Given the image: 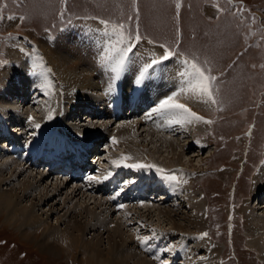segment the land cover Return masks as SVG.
Listing matches in <instances>:
<instances>
[{"label":"rangeland","instance_id":"1","mask_svg":"<svg viewBox=\"0 0 264 264\" xmlns=\"http://www.w3.org/2000/svg\"><path fill=\"white\" fill-rule=\"evenodd\" d=\"M234 1L244 3V11L241 14L236 12L234 7L225 0H135V5L133 0H66V3L63 4L61 0H0V59L1 61L5 60V65L0 66V81L5 79L7 65L13 63L10 62L11 60L18 61L19 58L27 56V53L22 56L18 54L14 46L15 40L12 39L8 42L7 34L13 33L22 35L28 40L31 39L33 42L26 44L30 47V55L34 57L37 48L55 51L58 37L63 33L70 34L69 31H58L59 27L74 23L77 29H83L79 24L93 23L91 20L93 16L107 18L113 23L126 21L127 25L138 28L142 38L139 42H134L136 54L144 50L151 56H158L156 53H159L160 56L162 50L156 44L159 41L176 46L178 53L190 59L197 58L201 63L207 61L206 66L211 68V74L216 77L214 85L218 89V92L215 93L218 106L214 109V105L207 103L204 108H197L198 112L195 111L197 114L203 116L206 114L208 115L207 119L214 122L212 124L204 123V131L200 130L194 136L181 129L180 124H176L179 127L177 131L182 133L181 138L178 137L179 140H191L193 137L191 143H183L187 146L180 150V152L184 151L180 158L182 164L176 166L175 172L177 171L178 179L186 184L195 198L192 201V208L190 205L183 206L180 208L182 212L174 217L175 221H178L177 223L184 224L181 227L185 231L179 232L176 229L170 231H175L174 233L179 238L183 236L188 241L195 239L193 233H198V230L200 233L207 232L205 238L216 245L214 256H221V261L220 257L219 261L217 259L218 264L221 262L223 264H264V258L259 255L257 243L253 244L256 240L253 242L255 237L250 233L246 219V212L250 211L249 207L257 200V197L255 199L252 194H254L258 168L263 164H259V161L264 162V67H262L264 65V0ZM177 2L180 4L179 9L176 7ZM62 11L63 15L61 16ZM8 17L14 18L9 19ZM128 17H132V19H128ZM91 29L98 31L95 26H92ZM48 37L49 39L52 37L53 41L48 42ZM22 40L25 41V39H19V42ZM135 58V63L138 64L139 59ZM174 60L178 61L177 58ZM17 63L15 62V64ZM25 107L23 110L34 108V104ZM33 108L30 109L34 111ZM102 108L105 107L102 106L100 109ZM81 117L83 118V116ZM81 117L74 116V120ZM93 117L95 123L100 121L98 126H92V122L85 126L86 124L82 125L83 121L79 124V119L77 122L75 121V125L79 124L82 131H85V127L88 126L94 131H96V127H101L104 129L102 132L104 136L107 133L115 134L117 131L115 125L111 126L113 122L110 123L107 117L103 116L102 120V117ZM151 122L154 124L153 120ZM249 122L255 123L254 129L251 130L250 135H246L245 128ZM118 123L126 126V129L128 128L129 124L126 125L124 121ZM165 130L167 128H160L156 125L151 127V135L143 133L144 140L139 139L140 136L138 138L131 136L133 142L136 140L139 147L138 152L143 144L147 150L149 148L156 156L159 155L161 161L168 162L171 157L176 158L180 147L170 146L168 141L158 138L160 132L164 136H168V138H164H171L170 130H168L169 133ZM82 131L81 133H85ZM164 132L166 133L164 134ZM133 133L135 132H132L131 135H135ZM85 137L88 140L90 136L85 134ZM174 137L176 138V136ZM203 140L210 144L202 151H196L197 142ZM170 147H173L174 151ZM114 149L122 150L123 148L116 142ZM195 153L198 155L195 156ZM127 163L132 164L130 160ZM37 171L44 173V169L39 167L32 168L31 173L36 176ZM189 171L194 172V176L190 179ZM137 172L140 175L142 171L138 170ZM175 172L173 170L171 174H175ZM50 175L53 174L46 173L41 176V184L52 182L54 177L51 178ZM72 184V182L63 184L58 196H63L64 191L68 190ZM5 187H9V185L1 186V189ZM168 187H170L169 183ZM188 189L187 192L190 191ZM159 190L161 191V188ZM185 193H182L183 199L187 197ZM94 195L104 199L107 193ZM58 196L55 194L54 197H51L54 198L53 203L55 199L58 200L54 207H59L58 204L61 202V198ZM158 197L155 198L158 199ZM196 199L197 202L201 200V203L195 208ZM21 200L17 204L25 203V200ZM170 200L161 203V206L169 207ZM151 202L157 203L156 201ZM71 205L67 201L61 209H56L55 213H49L48 211L44 212L43 208L46 207V203H42L35 205L34 213H38L37 215L42 219L46 217L48 222L53 223L55 216L61 215ZM229 217H232L233 221L234 218L236 219L230 234L227 233V229L225 230L226 222L230 220ZM3 218L4 215L0 214V264H86L81 263L78 256L72 252L65 251L63 254H54L51 251L39 249L35 245V240H27V235L18 233L12 226L5 223ZM69 218L74 219V215L70 214L67 219ZM151 222L152 227L156 228L157 226V229L170 227L168 220L164 217L159 222L153 219L148 223ZM189 222L191 224H188ZM57 224L63 227V223ZM161 231L163 230L154 233L163 237ZM90 232L92 233V231ZM163 232L167 235L165 230ZM146 233L144 232L143 235ZM25 236L26 239H24ZM103 236L101 246H108L106 234ZM84 237L90 239L92 236L89 233H84ZM167 238L171 239L169 236ZM88 241L90 243L92 239ZM231 252L233 253L232 257L228 256ZM172 254L174 255V253ZM143 258L148 257L143 256ZM177 262L180 263L181 260L178 258Z\"/></svg>","mask_w":264,"mask_h":264},{"label":"bare ground","instance_id":"2","mask_svg":"<svg viewBox=\"0 0 264 264\" xmlns=\"http://www.w3.org/2000/svg\"><path fill=\"white\" fill-rule=\"evenodd\" d=\"M91 31L92 33L83 29H78L76 35L71 32L70 34L63 33L58 37V44L55 51L51 49L45 51L43 48H37V53L34 57L26 54L27 56L22 57L23 59L19 58L18 61L15 59L14 61H10L13 63L7 65L8 74L5 72V79L3 78V81H0V134L7 131L4 126L5 122L11 123V126L8 129L10 132H7L9 136L3 138L2 142H0V147L4 145H13L15 140H19V137L23 138L12 131L17 130V122H20L24 117L26 122H28L24 129L27 127L29 128L28 136L26 137L25 135L26 141L24 149L26 150L31 145V141L29 140L31 136L39 140L46 136H42L41 133H46L48 131V129L40 131L39 128L35 127L36 124H39L40 128H43L51 125L53 121L60 120L72 125L74 123H69L68 119L71 121L75 119L74 116H83V118H77L79 119V124H81V121H86L90 115H92V117L96 116V118L103 117L104 114L108 115L106 110L111 108L106 107V99L116 100L123 97L128 98L133 87L138 84L131 80L132 76L139 75L143 66H136V58L133 59L130 66L125 69V71H129L127 76L125 77L122 74L117 81V83L120 81V85L123 84V87H125L123 88L125 94L123 96L118 94L109 95L108 92L110 89L112 88L114 90L113 86L109 83V80L112 79V74L102 67L100 63L102 51L97 49V42L99 40H97V42H95V40L93 41V36L97 35L100 37V33L96 30ZM86 32H89V34ZM75 36H77V38ZM100 40L103 42V39ZM37 54L43 57L46 67L51 69V72H49L47 76L54 86L52 89L45 90L41 88L40 85L43 78H38L31 74L33 60ZM174 59L170 58L168 61L163 62V65L158 66L155 72L149 69L148 74L143 81L139 83L142 89L146 91L145 95L139 96V100L143 102L144 99L149 97L148 101L156 99L158 103L161 98L177 90L180 86V79L177 77V74L182 70V65L180 64L181 62H176ZM15 62L18 63L15 64ZM158 76H160V78L156 80ZM55 80L56 82H54ZM118 89L119 91H123L121 87ZM147 94L151 95L148 96ZM34 97L35 100L33 101ZM38 97L41 98L37 99ZM178 99L180 103L186 104L193 112L197 111V108H204L207 104L204 103L201 98L193 95H181ZM30 102L32 106L36 104V111L30 109L33 108L30 107ZM124 105L136 110V106H132L128 102ZM155 105L147 107L146 110L143 109L139 115L134 117L135 123H129L127 129L126 126L117 122L115 125L117 131L114 136L117 143L123 148V155L131 157L130 161L132 164L142 160L139 163L155 164L159 167L163 166L161 168L167 170L169 173L173 172V170L175 172L176 166L182 164L180 158L181 155L184 154V151L180 152V150H183L184 146H187L183 145V143H191L193 140V137L191 140H179L182 133L177 131V129L180 127L194 136L196 132L204 129V123L194 120L191 123L180 124L179 127H177L178 125L176 124L175 126H173V124L168 126L166 124V118L153 115L151 120L154 121V124L150 120L148 122V128L145 126L144 122L138 120V118L144 119L146 117L145 113L149 112ZM25 106L30 108L23 110ZM102 106L105 108L100 109ZM49 112L53 114V119L51 120L47 119ZM29 117H32V119L30 120ZM105 117L108 118L106 115ZM156 125L160 128H167V130L171 132L170 139H167L168 136H164L162 132L158 133V138H163L165 141H168L170 146L180 147L178 156L176 158L171 157L170 160L168 159V162L159 160V155L156 156L149 148L147 150L143 144H141L140 147V154L138 152L139 147L136 144V140L134 143L131 137L137 136L136 138H138V136H140L139 139L144 140L145 137H143V135H151L150 129ZM75 128L79 132L82 131V128L80 129L79 126H75ZM88 129H90V126L85 127V131ZM132 132H135L133 133L135 135H131ZM33 133H36L37 136L33 135ZM165 133L166 132H164V134ZM174 136H176V138ZM45 141H47V139H45ZM49 141H55V139L50 138ZM35 145H38V143L35 142ZM155 147L157 146L155 145ZM57 148L58 147L54 145V149ZM171 148L172 151H174V148L170 147V149ZM196 155L198 154L195 153V156ZM118 156L119 155H116V157ZM15 157L17 158L18 156ZM24 164L27 163L24 162ZM24 164L18 159H11L10 156H6L4 153L0 154V214L4 215L3 221L8 223L10 227L12 226L21 235H27V240H35V245L39 249H43L47 252L51 251L54 254H63L65 251H68V253L72 252L74 255L78 256V260L81 263L86 264H124L126 263L125 261L128 262L126 264H154L149 258H143L145 255L137 250L133 244L132 238H137V236L145 237V235H149L150 232L154 234V236L159 237V234L156 235L154 232H158V230L160 231L162 229L166 231L167 236L171 239L167 240V236L166 239L162 237L161 241L156 244L154 253L164 252L167 240V242H170V246L180 245L181 253L178 258L181 262L178 263V261L176 264H218L217 257L214 256L216 245L210 243L208 239L202 236L188 241V239L186 240L183 236H180V240L179 236L174 233L175 231H170L172 229H176L179 232L185 231H183L181 227L182 224L180 222L177 223L178 221H175L174 217L182 212L180 208L183 206H193L192 201L195 198V196H192L193 192L187 188L186 184L178 179L177 171L174 174L177 177L175 181H162L154 170H147V173L142 171L139 177L129 176L130 180L140 183L149 181L148 176L156 179L155 182L151 180L148 192L153 190L157 192L161 188V193L159 197L157 196L158 199H153L157 203L145 202L144 200L137 202L133 199L132 201L118 202L117 207L112 209L110 203L105 199L94 195L98 194V192L80 190V187L78 190L77 188L70 187L68 190L64 191L63 196H58L60 190L63 188V184L68 183L64 177L47 171V174H53L50 175L51 178L54 177L53 181L48 182V184H41L40 181L42 178L40 177L46 173H43V170L37 171V175L35 176V174L33 175L31 173L34 167L26 169L23 167ZM180 178L182 177L180 176ZM168 183L170 187H168ZM5 185H9V187L1 189V186ZM91 185L96 186L97 184L91 183ZM187 189L190 191L187 192ZM183 192L187 196L185 199H183L184 196H182ZM253 192L254 198L257 197V200L253 203L255 206L252 204V206L249 207L250 211L248 210L249 212H246L247 226L250 233L255 237L253 242L255 240L256 242L253 244L257 243L259 255L264 258V197L262 198V196H264V162L257 172ZM55 194L61 198V202L58 204L59 207H54L58 200L55 199L53 203L52 200L54 198H51L54 197ZM99 195L103 194L99 193ZM108 195L109 193H107V196ZM258 198L260 199L258 200ZM21 199L25 200V203L17 204ZM169 199H171L169 201V207L161 206V203ZM67 201L72 205L68 206L61 215L55 216L56 222L50 223L46 220V217V219H42L37 215L38 213H34L35 205L46 203V207L43 208L44 212L48 211L49 213H55V211H57L56 209H61L62 206H65ZM200 201L198 200L197 202V199L195 200V208L200 206ZM120 205H124V207L121 208ZM258 208L261 209L258 211ZM70 214L74 215V219H67ZM162 217L168 220L170 224L168 229L161 227L157 229V226L156 228L152 227V222L150 224L148 223L153 219L159 222ZM57 223H63V227L58 226ZM188 224L191 223L189 222ZM90 231H92V233ZM144 232H149V234L143 235ZM84 233L91 234L92 237L90 239H92V241L90 243L88 241L90 239H86ZM105 234L108 240V246L103 245L102 247L101 239ZM38 236H40V239H38ZM24 239H26V236ZM165 256V259L162 261L167 262L174 255L168 250Z\"/></svg>","mask_w":264,"mask_h":264},{"label":"snow or ice","instance_id":"3","mask_svg":"<svg viewBox=\"0 0 264 264\" xmlns=\"http://www.w3.org/2000/svg\"><path fill=\"white\" fill-rule=\"evenodd\" d=\"M61 3H66V0H61ZM135 5V0H133ZM177 9H179L180 4L177 2ZM63 11L61 12V16ZM12 19L14 17H8ZM23 19V17H21ZM132 19V17H128ZM100 23L104 25L101 36L103 37V50L100 55V63L102 67L108 70L112 74L113 81H118L121 75L124 73L127 68L130 53H132L133 48L135 47L134 42H139L141 36L137 32L135 35L131 34L127 30L126 22H116L113 23L108 20H101ZM165 47L164 54L159 58H153L151 63L145 64L142 70L139 73L136 83L143 81L145 76L148 74L149 69L154 68V66L162 64V62L169 60L171 57L176 56L177 53ZM207 61L201 63L197 58L184 59L182 61V70L178 73L180 77V86L177 90L172 91L169 95L161 98L158 103L146 114L147 118H152L153 115L166 118V124L171 126L172 124H184L191 123L195 121H202L207 124H212L214 121L211 119H206L203 116L198 115L196 112H193L186 104L180 103L178 97L181 95H193L198 98H201L204 103H210L215 105L217 99L215 93L218 92V89L215 88L214 82L216 77L211 74V68L207 67ZM264 67V65H262ZM51 72V69L46 67V64L43 60V57L37 54L33 60L32 64V75L36 77H42L41 88L45 90L52 89L54 86L52 82L48 79L47 74ZM31 120L32 117H29ZM48 120L53 119L52 112H49L47 116ZM36 128H40L39 124L35 125ZM36 135V133H33ZM112 142L115 144L116 138L112 137ZM131 157L128 155H121L118 160L112 161L113 165L117 168L125 167L130 169H136L139 171L144 170H154L158 174L159 178L162 181H175L177 177L174 174L169 173L167 170L160 168L155 164L147 163H135L129 164L126 161L130 160ZM114 173L108 171V173L103 177L91 176L89 180H97L98 182L102 180L111 179ZM134 183V181L129 180L125 181L124 184ZM124 189L121 188L122 192ZM119 195V193H117ZM124 207V205H120ZM154 231V230H153ZM202 236H207V233H202ZM149 237L137 236V240L143 245ZM167 264V262H163Z\"/></svg>","mask_w":264,"mask_h":264}]
</instances>
